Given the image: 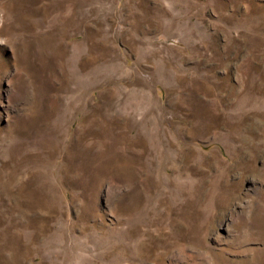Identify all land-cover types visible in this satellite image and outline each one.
<instances>
[{
	"label": "rangeland",
	"instance_id": "374dc122",
	"mask_svg": "<svg viewBox=\"0 0 264 264\" xmlns=\"http://www.w3.org/2000/svg\"><path fill=\"white\" fill-rule=\"evenodd\" d=\"M0 264H264V0H0Z\"/></svg>",
	"mask_w": 264,
	"mask_h": 264
}]
</instances>
